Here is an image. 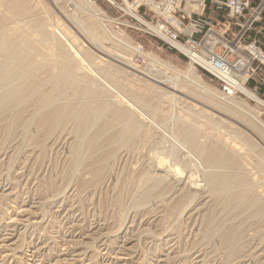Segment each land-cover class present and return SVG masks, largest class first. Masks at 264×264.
Masks as SVG:
<instances>
[{"label": "rangeland", "instance_id": "rangeland-1", "mask_svg": "<svg viewBox=\"0 0 264 264\" xmlns=\"http://www.w3.org/2000/svg\"><path fill=\"white\" fill-rule=\"evenodd\" d=\"M113 1L124 5L123 0ZM258 2L251 0L250 6L254 7ZM86 3L102 9L108 20L91 18L85 11ZM116 3L110 0H25L28 14L9 15L0 1V31L8 34L20 48L31 49L35 67L43 65L40 66L41 73L38 66H33L27 76L25 74L20 79L24 81L30 75L27 79L33 80L34 88L41 83L40 90L27 100V105L22 103L18 109L10 111L1 107V101L5 100L0 99V235L7 237L6 243L13 249V259L2 262L0 257V264H48L57 258L68 264L73 261L75 264H264V214L260 213L264 209V165L262 159H258L264 156V130L250 116L252 112V116L254 114L264 124V106L238 90L229 94L227 83L199 64H194L191 70L218 92V98L197 92L198 89L189 83L191 76L177 82L169 80L172 82L169 83L164 77L147 74V56H155L156 60L168 64L176 72L178 70L182 76L189 70L190 60L169 41L150 32L138 14L137 20ZM208 10L205 20L212 30L210 37L205 34V26L201 33L193 35L191 42H185L186 35L179 39L180 43L194 50L198 45V52L206 56L208 43L222 39L219 35L222 23L232 21L226 13L216 12L210 4ZM40 24L45 28L39 30ZM256 25L261 33L250 30L242 36L240 43L247 45L255 41L264 50V19ZM84 27L94 30L98 37L101 35L102 40L89 34ZM229 30L223 34V39H234L232 32H237L236 27L231 26ZM213 52L230 65L242 60L244 65L231 67L230 74L264 101V63L251 61L245 50L227 52L219 42ZM69 54L78 59L74 60ZM64 57L72 62L71 67L58 64ZM81 66L85 68L83 73L79 70ZM48 75H52V80ZM58 75L61 76L58 78ZM76 86H89L90 94L86 96L90 97L80 93L75 96L73 90ZM46 94H54V99L58 97L56 105L43 106L41 97ZM124 100L132 103L134 108L125 102L120 103ZM79 101L89 104L91 101V105L98 109L89 115L81 128L66 117V111H62L65 103L76 108ZM241 102L248 106L238 104ZM119 105L126 112L117 111L115 107ZM238 105L247 113L235 107ZM135 108L148 116L147 122ZM127 113H132L134 121L144 125L146 130L123 134ZM77 128L87 130L88 134ZM182 128L201 135L205 151L213 150V160H196L181 151L173 153L172 139L184 133ZM83 136L86 137L84 140ZM92 151L98 152L93 156ZM223 157L225 159L220 161ZM161 163L171 164L174 172L179 168L177 171L184 183L174 186L173 175L168 177L165 170H154V165ZM207 168L228 178L226 190L231 197L226 190L211 188L203 181L209 171ZM188 177L203 184L196 199L190 198L182 187ZM245 184L251 186L255 195L259 194L261 201L238 197ZM22 209L25 211L19 212ZM11 218L18 221L10 222ZM33 218L41 219L39 225L27 224ZM2 254L0 252V256ZM116 256L123 259L115 260Z\"/></svg>", "mask_w": 264, "mask_h": 264}, {"label": "bare ground", "instance_id": "bare-ground-1", "mask_svg": "<svg viewBox=\"0 0 264 264\" xmlns=\"http://www.w3.org/2000/svg\"><path fill=\"white\" fill-rule=\"evenodd\" d=\"M3 4H2V8L4 9V10H6L7 12H9V15L10 14H13V15H15V13H17V14H20V13H22L23 15L24 14H28L29 13V8H28V6H27V4H25V0H8V2H7V0H0ZM111 2H114V3H116L115 1H113V0H110ZM123 2H124V5H119L118 3H116V5L117 6H119L120 8H122V9H124V11H127L128 13H130V15H132V16H134L137 20H138V15H136L133 11H132V9H131V7H130V4H129V2L128 1H126V0H123ZM84 3V2H83ZM85 5V4H84ZM86 9H85V11L88 13V14H90L92 17L91 18H93V16L95 17V18H97L98 20H100V19H106L107 17H105V14H103L104 12L103 11H101V10H99V9H95L96 7H92L91 5H89V4H87L86 3ZM83 8H84V6L82 7V10H83ZM34 9V8H33ZM1 10V9H0ZM4 12V11H3ZM1 13V12H0ZM5 13V12H4ZM87 14V15H88ZM12 16V15H11ZM19 16V15H18ZM5 17H7V15L5 16ZM5 17H3V18H5ZM22 17V16H21ZM105 17V18H104ZM11 18V17H10ZM32 18V17H31ZM141 17H139V19H140ZM6 19V18H5ZM4 19V20H5ZM29 19H30V17H29ZM38 19V18H37ZM142 19V18H141ZM140 19V20H141ZM28 20V19H27ZM97 20V21H98ZM107 20H108V18H107ZM26 21V20H25ZM44 21H46V20H44ZM94 21V20H93ZM142 21V20H141ZM38 22V21H37ZM81 22V21H80ZM79 22V23H80ZM99 22H101V21H99ZM44 23V22H43ZM87 23V22H86ZM95 23H97V22H95ZM29 24V23H28ZM45 24V23H44ZM82 24H83V22H82ZM93 23H91V25H92ZM144 26H146L147 27V29L150 31V32H152V33H154L155 35H157V36H159L160 38H162V39H164V40H166V41H169L174 47H176L179 51H181L184 55H186L188 58H189V70L187 71V72H185L184 74H183V76L182 75H180L179 73H178V70H177V72L176 71H174V70H172L169 66H167L166 64H163V63H161V60H160V62L158 61V60H156L154 57H151V56H147L148 57V59H149V63H148V65H149V67H148V71H147V74H150L151 76H155V75H159V76H161V77H164V79L166 80V81H168L169 83L171 82V81H179L181 78H184V77H186V76H191V79H188L189 80V83L191 84V85H193L194 87H196V89H198L197 90V92H199L200 94H206L207 96H213V97H217L218 98V92L215 90V89H213V88H211L210 86H208L205 82H203L202 81V79L198 76V75H195L194 74V72L191 70V68H194L193 67V65L194 64H199L200 66H202V67H204V68H206L208 71H210L211 73H213L214 75H216L217 77H219V78H221L222 80H224L226 83H227V85L229 86L228 87V93L229 94H231V93H233L235 90H238V91H240L242 94H244L247 98H249L250 100H253V101H255V102H257V103H259V104H261V105H263L264 106V101L263 100H261L256 94H254L251 90H249L248 88H246L245 86H244V84H242V82L241 81H239V80H236L231 74H230V72H229V66L227 65V63H225L222 59H220L219 57H216V56H209V57H207L206 55H204V54H202V53H199L198 51H196V50H194V49H191L190 47H188V46H186V45H184V44H182V43H180V42H177V41H173V40H170L168 37H167V35H165L164 33H162V31L160 30V28L158 27V26H155V25H153V24H151V23H149L148 21H146V20H144L143 19V23H142ZM39 25V24H38ZM80 25V24H79ZM89 25V24H88ZM87 25V26H88ZM95 25V24H94ZM94 25H93V27H94ZM81 26V25H80ZM84 26V25H83ZM96 26V25H95ZM97 26H99V25H97ZM16 27V26H15ZM17 28V27H16ZM42 28H45V27H43V26H41V24H40V29L39 30H42ZM81 28V27H80ZM95 28V27H94ZM35 32H36V27H35ZM38 30V29H37ZM44 30V29H43ZM84 30L85 31H87L89 34H91V35H94V36H97V34H96V32H94V30H92L91 28H85L84 27ZM106 30H108V29H106ZM12 31V30H11ZM97 31V30H96ZM102 31V30H101ZM52 32V31H51ZM108 32V31H107ZM10 33V32H9ZM38 35H39V33L38 32H36ZM104 33V32H103ZM36 34V35H37ZM53 34H55L54 32H53ZM99 35H100V33H98ZM102 34V33H101ZM52 35V34H51ZM50 35V36H51ZM46 36V35H45ZM45 36H44V38H45ZM55 36V35H54ZM89 36V35H88ZM38 37V36H37ZM93 37V36H92ZM98 37V36H97ZM100 37H101V35H100ZM100 37H98V38H100ZM51 38V37H50ZM54 38V37H53ZM48 39V38H47ZM55 39V38H54ZM39 40V39H38ZM66 40V39H65ZM100 40H102V37H101V39ZM116 40V39H115ZM24 41H26V40H24ZM55 41V40H54ZM39 42V41H38ZM94 43V42H93ZM18 44V43H17ZM55 44V43H54ZM56 45H58V44H56ZM127 46V45H126ZM120 47V46H119ZM131 48V47H130ZM33 49H36V48H33ZM31 50V49H30ZM29 49H23V48H20L18 45H16L15 43H14V41L11 39V38H9L8 37V34H6L5 32H3V31H0V87H1V91L0 92H2L1 93V95H0V99L2 100V99H4L5 101H1V103H2V105H4V107L1 105V107L3 108V109H10V111L12 110L13 111V109H18V106L19 105H21L22 103L24 104V103H26L27 102V100H29L32 96H34L35 97V94L40 90L39 88H38V86H40L39 84H41V83H39L35 88L32 86V82H33V80L32 81H30V80H28L27 78L30 76H28V77H26V78H24V81H22V80H20L21 78H23L24 77V75L34 66L33 64H34V60H33V57H32V53H31V51H30ZM132 50H133V48H132ZM62 51V50H61ZM60 51V52H61ZM134 51H136V49H134ZM68 54V53H67ZM74 54V53H73ZM73 54H69V55H71V57H73L74 58V60H77L78 58H76V56L75 55H73ZM151 54V53H150ZM68 56V55H67ZM51 57V56H50ZM126 57V56H125ZM45 58V57H44ZM65 59H63V58H61L60 59V62H58V64H60V65H63L64 67H71V63H70V61L66 58V57H64ZM82 58V57H81ZM125 59V58H124ZM128 59H129V57H128ZM71 60V59H70ZM35 61H36V59H35ZM59 61V60H58ZM41 62V61H40ZM40 62H38V63H40ZM56 64V63H55ZM78 64V63H77ZM79 64H80V62H79ZM86 64V63H85ZM40 65V64H39ZM81 65V64H80ZM37 66H38V64H37ZM36 66V67H37ZM40 66H43V65H40ZM40 66H38L39 67V69H40ZM35 66H34V68H36ZM56 67V66H55ZM106 67V66H105ZM172 67V66H171ZM241 67V64H239L238 65V68H240ZM33 68V69H34ZM78 68V67H77ZM38 69V70H39ZM81 69V71H80V73L82 72V70H84V69H82V66L81 67H79V70ZM88 69V68H87ZM135 69V68H134ZM62 70H63V67H62ZM66 70V69H65ZM75 70V69H74ZM102 70H104V69H102ZM32 71H34V70H32ZM50 71V70H49ZM53 71H54V69H53ZM52 71V72H53ZM59 71V70H58ZM76 71V70H75ZM85 71V70H84ZM42 72H43V69H42ZM60 72H62L61 71V69H60ZM88 72V71H87ZM93 72V71H92ZM35 73V72H34ZM40 73H41V69H40ZM57 73V72H56ZM56 73H54V74H56ZM64 73V72H63ZM66 73H69V72H66ZM73 73H75L74 71H73ZM72 73V74H73ZM76 73H77V71H76ZM83 73V72H82ZM32 74V73H31ZM44 74V73H43ZM47 74V73H46ZM41 75V74H40ZM62 75V74H61ZM61 75H58V78H59V76H61ZM74 76L76 75V74H73ZM83 75V74H82ZM25 76H27V74L25 75ZM45 76V75H44ZM52 76V75H51ZM51 76H49L48 75V77H50L51 78V80H52V77ZM79 76V75H78ZM136 76V75H135ZM47 77V76H46ZM47 77V78H48ZM56 77V76H55ZM54 77V78H55ZM79 77H81V76H79ZM31 78V77H30ZM44 78V77H43ZM64 78V77H63ZM78 78V77H77ZM49 79V78H48ZM56 79V78H55ZM68 79V78H67ZM185 79V78H184ZM45 80H47L46 78H45ZM58 80V79H57ZM65 80V79H64ZM63 80V81H64ZM71 80V79H70ZM73 80V79H72ZM71 80V81H72ZM78 80H79V78H78ZM169 80H171V81H169ZM20 81H22V82H20ZM48 81V80H47ZM59 81V80H58ZM87 81V80H86ZM101 81V80H100ZM183 81V80H182ZM17 82H20V83H17ZM37 82V81H36ZM46 82V81H45ZM49 82V81H48ZM82 82H85V81H82ZM82 82H80V83H82ZM15 83H17V84H15ZM34 83V82H33ZM56 83H57V81H56ZM60 83H61V81H60ZM67 83H68V81H67ZM70 83V82H69ZM80 83H79V85H80ZM87 83H89V82H87ZM148 83V82H147ZM167 83V82H166ZM172 83V82H171ZM182 83V82H181ZM15 84V85H14ZM74 84H75V82H74ZM77 84V83H76ZM90 84H92V83H90ZM59 86H60V84H58ZM69 85V84H68ZM148 85V84H147ZM43 86V85H42ZM78 86V85H77ZM76 86V87H77ZM81 87L83 86V85H80ZM91 86V85H90ZM157 86V85H156ZM44 87V86H43ZM56 87H57V85H56ZM67 88H68V86H66ZM70 87V86H69ZM73 87V86H72ZM75 87V86H74ZM110 87V86H109ZM150 87V86H149ZM153 87V85L150 87V88H152ZM45 88V87H44ZM65 88V87H64ZM66 88V89H67ZM157 88V87H156ZM155 88V89H156ZM160 88V87H159ZM58 88H56V90H57ZM90 88H89V86L88 87H84V88H80V87H77V88H75V90H73L75 93V96L76 95H78L79 93H80V95L81 94H83V95H85L84 97H90V96H86V94H90V90H89ZM53 90H54V88H53ZM91 90H93V89H91ZM46 91H48V89L46 90ZM191 91V90H190ZM49 92V91H48ZM67 92V91H66ZM45 93H47V92H45ZM94 93V92H93ZM62 94V93H61ZM73 94V93H72ZM73 94V95H74ZM193 94H195L194 92H193ZM197 95H199V94H197ZM219 95H220V93H219ZM60 96V95H59ZM64 96V95H63ZM93 96V95H92ZM40 97V96H39ZM198 97V96H197ZM55 97H54V94L53 95H51V94H46V95H42V97H41V103L43 104V106H54V105H56V99L58 98H56V99H54ZM64 98H65V96H64ZM71 98H74V96L73 97H71ZM83 98V97H82ZM200 98H202V96L200 97ZM68 99H70V98H68ZM207 99V98H206ZM35 100H36V98H35ZM202 100V99H201ZM209 100H210V98H209ZM31 101H32V99H31ZM39 101V100H38ZM78 101V100H77ZM84 101V100H83ZM80 102V104L78 105V106H76V108L74 107L75 105H72V104H70V103H68V104H66L65 103V106L62 108L63 110L62 111H66V113L65 114H67V116L66 117H68V118H70L72 121H74L75 122V126H77L78 128L80 127L81 128V126H83L84 124V122L87 120V118L89 117V115H91L94 111H96V110H98L97 109V107L96 106H93V105H91V101H90V104H89V102ZM88 101V100H87ZM103 101V100H102ZM119 101V100H118ZM204 101V100H203ZM4 102V103H3ZM122 102H125L126 103V105L127 106H129V107H131V108H134L133 107V105H132V103H130L128 100H124V101H120V103H122ZM213 102V101H212ZM211 102V103H212ZM216 102V101H215ZM33 103V102H32ZM73 103V102H72ZM98 103V102H97ZM22 104V105H23ZM35 104V103H34ZM38 104V103H37ZM37 104H35V105H37ZM233 104H235V102L233 103ZM238 104H242V106L243 107H245L246 108V106H248L247 105V103L245 104V103H238ZM21 105V106H22ZM26 105H27V103H26ZM29 105V104H28ZM33 105V104H32ZM31 104H30V106H32ZM102 105H104L105 106V104H102ZM29 106V107H30ZM63 106V105H62ZM68 106H70L71 108L68 110L67 109V107ZM107 106V105H106ZM217 106V105H216ZM224 106V105H223ZM222 106V107H223ZM234 106V105H233ZM242 106H240V105H238V106H235L236 108H238L241 112H243V113H247L245 110H243V108H242ZM17 107V108H16ZM58 108H59V106H57ZM74 107V108H73ZM99 107H101V106H99ZM220 107V106H219ZM23 108V107H22ZM21 108V109H22ZM31 108V107H30ZM33 108H36V106L35 107H32V109ZM43 109L45 108V107H42ZM46 108H48V107H46ZM101 108H103V107H101ZM109 108V107H108ZM113 108V107H112ZM1 109V108H0ZM24 109V108H23ZM27 109V108H26ZM25 109V110H26ZM42 109V110H43ZM60 109V108H59ZM104 109V108H103ZM115 109L117 110V111H120V112H126L124 109H122L121 108V106L119 105L118 107H115ZM231 109V108H230ZM249 109V108H248ZM44 110H46V109H44ZM61 110V109H60ZM68 110V111H67ZM101 110V109H100ZM108 110V109H107ZM112 110V109H111ZM135 110L142 116L143 115V120H145V122H147L148 120V116L146 117L145 116V114H143L141 111H139V110H137L136 108H135ZM247 110V109H246ZM252 110V109H251ZM33 111V110H32ZM59 111V110H58ZM104 111V110H103ZM227 111H229L228 109H227ZM231 111V110H230ZM253 111V110H252ZM4 112V111H3ZM6 112V111H5ZM55 112V111H54ZM114 112V111H113ZM116 112V111H115ZM134 112V111H133ZM235 112V111H234ZM256 112V111H255ZM1 114H2V112H0ZM11 113V112H10ZM17 113H19L18 111H17ZM41 113V112H40ZM43 113V112H42ZM58 113V112H57ZM63 113V114H64ZM95 113V112H94ZM137 113V114H138ZM13 114V113H12ZM44 114V113H43ZM43 114H42V116H43ZM195 114V113H194ZM240 114H242V113H240ZM249 114V113H248ZM15 113H14V117H15ZM20 115V114H19ZM22 116V115H21ZM28 116V115H27ZM39 116V115H38ZM61 116H63V115H61ZM93 116V115H92ZM134 115L132 114V113H127L126 114V120H127V125H126V127H125V129H122V130H124V132H122V131H120V132H122L123 134H125L126 135V132L127 131H130V132H135L136 133V131L137 132H140V131H142V130H146V127L144 126V125H142V124H140V123H138V122H136V121H134V117H133ZM145 116V117H144ZM212 116V115H211ZM224 116H226V115H224ZM240 115H238L237 117H239ZM242 116V115H241ZM250 116H251V118L254 120V121H256L257 122V124H259V125H261V127L263 128V130H264V124L263 123H261L259 120V118L257 117V116H254V114H253V116H252V112H251V114H250ZM14 117H13V119H14ZM18 117V116H17ZM29 117V116H28ZM45 117V116H44ZM97 117V116H96ZM96 117H95V119H96ZM195 117H197L198 118V116H195ZM200 117V116H199ZM260 117V116H259ZM36 118H37V114H36ZM43 118V117H42ZM56 118H58V117H56ZM92 118V117H91ZM227 118V117H226ZM234 118H235V115H234ZM241 118V117H240ZM243 118H245V117H243ZM2 119V118H1ZM45 119V118H44ZM70 119H68V120H70ZM94 119V118H93ZM209 119V118H208ZM259 119V120H258ZM16 120V119H15ZM57 120V119H56ZM56 120H55V122H56ZM59 120V119H58ZM57 120V121H58ZM90 120V119H89ZM140 120H141V117H140ZM142 120V121H143ZM147 120V121H146ZM151 120V119H150ZM149 120V121H150ZM235 120V119H234ZM244 120V119H243ZM248 120V119H247ZM14 121V120H13ZM30 121V120H29ZM37 121V120H36ZM38 121H40V120H38ZM66 121V120H65ZM91 121V120H90ZM206 121H208V120H206ZM238 121V120H237ZM11 122V121H10ZM46 122V121H45ZM44 122V123H45ZM60 122V121H59ZM74 122H73V124H74ZM92 122V121H91ZM90 122V123H91ZM215 122V121H214ZM222 122H224V121H222ZM245 122V121H244ZM249 122H252L251 120H249ZM249 122H246V123H249ZM69 123H71V121L69 122ZM98 123V122H97ZM101 123V122H100ZM192 123V122H191ZM238 123H239V121H238ZM237 123V124H238ZM245 123V124H246ZM12 124H13V122H12ZM11 124V125H12ZM43 124V123H42ZM52 124H53V122H52ZM51 124V125H52ZM58 124V123H57ZM103 124V123H102ZM183 124V123H182ZM207 124V123H206ZM241 124V123H240ZM252 124H254V123H252ZM2 125V124H1ZM18 125V124H17ZM16 125V126H17ZM20 125V124H19ZM40 125H41V123H40ZM59 125H60V123H59ZM90 125V124H89ZM89 125H88V127H89ZM92 125H93V123H92ZM91 125V126H92ZM190 125V124H189ZM189 125H185V126H189ZM193 125V124H192ZM214 126H216L215 125V123L213 124ZM212 125V126H213ZM239 125V124H238ZM45 126V125H44ZM47 126V125H46ZM62 126V125H61ZM74 126V127H75ZM90 126V127H91ZM100 126V125H99ZM125 126V125H124ZM208 126V125H207ZM250 126V125H249ZM38 127V126H37ZM52 127V126H51ZM71 127V126H70ZM73 127V128H74ZM86 127V126H85ZM87 127V128H88ZM190 127V126H189ZM216 127H218V124H217V126ZM221 127H222V125H221ZM235 127H236V125H235ZM43 128V127H42ZM45 128V127H44ZM59 128V127H58ZM77 128V129H78ZM97 128V127H96ZM184 128V127H183ZM183 128H182V131H183ZM191 128V127H190ZM238 128V127H237ZM237 128H235L236 130H237ZM40 129V128H39ZM49 129H51L52 130V128H49ZM75 129V128H74ZM100 129V128H99ZM98 129V130H99ZM120 129V128H119ZM185 129V128H184ZM194 129V128H193ZM232 129V128H231ZM239 129V128H238ZM254 129V128H253ZM55 130V129H54ZM76 130V129H75ZM79 130V129H78ZM84 130V129H83ZM83 130H79V132L80 131H82L83 132ZM90 131H91V129H89ZM97 130V131H98ZM106 130V129H105ZM195 130V129H194ZM220 130V129H219ZM72 131H74V130H72ZM87 132V130H84V132ZM89 131V132H90ZM93 131H95V130H93ZM242 131V130H241ZM71 132V131H70ZM79 132H78V134H79ZM85 132V133H86ZM92 132V131H91ZM112 132V131H111ZM111 132H109L108 131V134L109 133H111ZM184 133L183 134H179L180 136H179V138L177 137V139H175L174 137V139H172V140H174V143L171 145L172 146V150L173 151H175V152H173V153H176L177 151H181V152H185L186 154H187V156L189 155V156H192L193 158H195L196 160H199L200 158H203L205 161H211V160H213V150H209V151H205V147L203 148V144H201V142H202V137H201V135H199L198 133H196L195 131H191V130H189V128H187L186 130H184L183 131ZM203 132V131H202ZM211 132H212V130H211ZM240 132V131H239ZM76 133H77V131H76ZM76 133H75V136H76ZM84 133V134H85ZM94 133V132H93ZM103 133H104V131H103ZM106 133V132H105ZM118 133V132H117ZM165 133V132H164ZM200 133V132H199ZM244 133H246L247 134V132L245 131ZM251 133V132H250ZM30 134V133H29ZM81 134V133H80ZM88 133H86L85 135H87ZM91 134V133H90ZM89 134V135H90ZM100 134H101V132H100ZM111 134H113V133H111ZM121 134V133H120ZM28 135V134H27ZM82 135V134H81ZM80 135V136H81ZM88 135V136H89ZM97 135H99V134H97ZM104 135V134H103ZM105 135H107V134H105ZM115 135V134H114ZM212 135V134H211ZM230 135V134H229ZM234 135V134H233ZM249 135V134H248ZM53 136V135H52ZM91 136H92V134H91ZM118 136V135H117ZM136 136H137V134H136ZM51 137V136H50ZM99 137V136H98ZM112 137V136H111ZM121 137V136H120ZM209 137V136H208ZM212 137V136H211ZM210 137V138H211ZM234 137V136H233ZM249 137H250V135H249ZM82 137H80V139H81ZM86 138V137H85ZM84 138V136H83V140L85 139ZM88 138V137H87ZM90 138H92V137H90ZM93 138H95V136H93ZM90 139V140H93L94 141V139ZM133 138V137H132ZM251 138V137H250ZM11 139V138H10ZM14 139V138H13ZM76 139H79L78 137H76ZM79 139V140H80ZM99 139V138H98ZM101 139V138H100ZM137 139V138H136ZM234 139H235V137H234ZM238 139H239V137H238ZM113 140H115L114 138H113ZM118 140V139H117ZM116 140V141H117ZM237 140V139H236ZM64 141V140H63ZM87 141V140H86ZM120 141H122V140H120ZM119 141V142H120ZM206 141V140H205ZM214 141V140H213ZM221 141V140H220ZM81 142H83L82 140H81ZM92 142V141H91ZM128 142H130V141H128ZM173 142V141H172ZM244 142V141H243ZM243 142H242V144H243ZM97 143V142H96ZM95 142L93 143V144H96ZM219 143V142H218ZM241 143V142H240ZM3 144V143H2ZM78 144H79V142H78ZM81 144V143H80ZM83 144V143H82ZM91 145H92V143H90ZM117 144L119 145V143H118V141H117ZM128 143H123V145H127ZM204 144H205V142H204ZM78 146V145H77ZM93 146V145H92ZM192 147L193 148V150H191L190 149V147ZM244 146V145H243ZM245 146H247V145H245ZM249 146V145H248ZM24 148V147H23ZM48 148V147H47ZM249 148V147H248ZM252 148V147H251ZM254 148V147H253ZM257 148V147H256ZM77 149V148H76ZM83 149V148H82ZM98 148H96V150H97ZM102 149V148H101ZM171 149V148H170ZM220 149V148H219ZM80 150V149H79ZM112 150V149H111ZM125 150V149H124ZM137 150V149H136ZM167 150V149H166ZM228 150V149H227ZM251 150H253V149H251ZM255 150V149H254ZM77 151H78V149H77ZM77 151H75V152H77ZM82 151V150H81ZM84 151V150H83ZM100 151V150H99ZM109 151V150H108ZM115 151H116V149H115ZM127 151V150H126ZM133 151H134V149H133ZM235 151H238V149L237 150H235ZM74 152V151H73ZM87 152H91V151H87ZM86 152V153H87ZM95 152H98V151H95ZM95 152H93L92 151V155L95 153ZM106 152V151H105ZM128 152V151H127ZM262 152H264V151H262ZM28 153V152H27ZM251 153V152H250ZM253 153V152H252ZM255 153V152H254ZM77 154H78V152H77ZM87 154H89V153H87ZM96 154V153H95ZM94 154V155H95ZM100 154V153H99ZM107 154V153H106ZM109 154H111V152L109 153ZM128 154V153H127ZM72 155V154H71ZM74 155H75V153H74ZM73 155V156H74ZM78 155H80V153L78 154ZM93 155V156H94ZM115 155V154H114ZM113 155V156H114ZM81 156V155H80ZM86 156H88V155H85V157ZM89 156H90V154H89ZM99 156V155H98ZM97 156V157H98ZM112 155H110V157H111ZM112 156V157H113ZM237 156V155H236ZM258 156V155H257ZM256 156V157H257ZM19 157V156H18ZM81 157H83L84 158V156H81ZM260 157V156H259ZM75 158V157H74ZM88 159L90 158V157H87ZM86 158V159H87ZM96 158V157H95ZM114 158V157H113ZM170 158V157H169ZM227 158V157H226ZM258 158V157H257ZM257 158H256V160H257ZM86 159H84V160H86ZM97 159V158H96ZM103 159V158H102ZM105 159H107V158H105ZM157 159V158H156ZM155 159V160H156ZM223 159H225V157H223V158H221V159H219L220 161L221 160H223ZM259 160L260 159H262L261 161H262V163H263V165H264V156L263 157H261V158H258ZM14 160V159H13ZM81 160V159H80ZM83 160V159H82ZM153 160V159H152ZM164 160H166L165 158H164ZM163 160V161H164ZM241 160V159H240ZM88 161V160H87ZM90 161V160H89ZM115 161V160H114ZM154 161V160H153ZM228 162L229 161H231V160H227ZM92 162V161H91ZM165 162V161H164ZM184 162V161H183ZM214 162V161H213ZM212 162V163H213ZM219 162V161H218ZM10 163V162H9ZM78 163V162H77ZM85 163V162H84ZM176 163V162H175ZM199 163V165H200V162H198ZM220 163V162H219ZM250 163V162H249ZM82 164V163H81ZM81 164H80V166H81ZM100 164H105V163H100ZM215 164V163H214ZM214 164H212V165H214ZM245 164V163H244ZM256 164H257V162H256ZM47 165V164H46ZM82 165H84V164H82ZM106 165V164H105ZM229 165V164H228ZM246 165H247V163H246ZM258 165V164H257ZM261 164H259V166H260ZM78 166V165H77ZM99 166V165H98ZM211 166V165H210ZM220 166V165H219ZM93 167V166H92ZM152 167V166H151ZM154 170H157V171H162V170H165V172L167 173V175H168V177L170 176H172L173 175V179H174V181H175V183H176V185H174V186H177L178 187V185L180 186V184H182V178H180V175H179V173H178V169L176 170V172H174L173 170H172V165L170 164L169 166L168 165H166V164H155L154 165ZM207 167V166H206ZM213 167V166H212ZM256 167V166H255ZM10 168V167H9ZM62 168H63V166H62ZM78 168V167H77ZM84 168V167H83ZM174 168V167H173ZM196 168V167H195ZM251 168V167H250ZM88 169V168H87ZM90 169V168H89ZM207 169H209V168H207ZM217 169V168H216ZM222 169H223V167H222ZM221 169V170H222ZM246 169V168H245ZM256 169H258V168H256ZM260 169V168H259ZM87 171H89V170H87ZM207 171V170H206ZM223 171H224V169H223ZM233 171V170H232ZM238 172H239V170H237ZM242 171V170H241ZM252 171V170H251ZM259 171V170H258ZM77 172V171H76ZM81 172H82V170H81ZM94 173H95V171H93ZM230 172V171H229ZM235 172V171H234ZM246 172V171H245ZM249 172V171H248ZM247 172V173H248ZM260 172V171H259ZM192 173V172H191ZM81 174V173H80ZM174 174H175V176H174ZM243 174V173H242ZM84 175V174H83ZM157 176H160V174H156ZM166 175V174H165ZM178 175H179V177H178ZM192 175V174H191ZM224 175H226V174H224ZM80 176V175H79ZM204 176V175H203ZM251 176V175H250ZM151 177V176H150ZM242 177V176H241ZM248 177V176H247ZM65 178V177H64ZM166 178V177H165ZM232 178V177H231ZM236 178V177H235ZM249 178V177H248ZM83 180V179H82ZM152 181V180H151ZM203 181H205V183L207 182L210 186H211V188H214V189H220V190H226L227 189V185H228V178H224L222 175H220V174H218V173H215L214 171H211L210 169H209V171L207 172V173H205V177H204V180ZM243 181V180H242ZM246 182V181H245ZM33 183V182H32ZM184 183V182H183ZM203 183V182H202ZM241 184H242V182H241ZM253 184V183H252ZM203 185V184H202ZM200 183H198V182H196V181H193L192 179H189V177H188V181H186L185 182V184H183V188H184V191H187V193L189 194V196H190V198H195V196L198 194V190H200L201 191V188H203V187H200V186H202ZM242 185H244V184H242ZM205 187V186H204ZM233 187V186H232ZM56 188H57V186H56ZM63 188V187H62ZM78 188V187H77ZM80 190V189H79ZM205 190V189H204ZM204 190L202 191V192H204ZM255 190V189H254ZM233 191V190H232ZM231 191V192H232ZM242 191L243 192H239L240 194H238V197L240 198V199H245L246 197H252V198H256V200H257V202L261 199L257 194L255 195V193L253 192V190H252V188H251V186H249V185H246L245 184V186L242 188ZM226 192H227V190H226ZM36 193V192H35ZM228 193V192H227ZM257 193V192H256ZM59 195V194H58ZM100 195V194H99ZM228 195H229V193H228ZM225 196V195H224ZM232 196V195H231ZM230 195H229V197H231ZM264 196V195H263ZM228 197V198H229ZM237 197V198H238ZM97 199V198H96ZM196 199V198H195ZM224 199V198H223ZM236 199V198H235ZM234 199V200H235ZM190 200V199H189ZM246 200V199H245ZM252 201H255L254 199H251ZM229 201V200H228ZM261 201V200H260ZM34 202V201H33ZM224 202H226V201H224ZM264 202V201H263ZM83 203V202H82ZM236 203V202H235ZM230 204V203H229ZM225 205V204H224ZM238 204H236L235 206H237ZM255 205V204H254ZM262 205V204H261ZM251 206H253V204L251 205ZM78 207V206H77ZM248 207H249V205H248ZM234 209V208H233ZM264 209H262V212L260 211V213H263L264 214V211H263ZM25 210L24 209H22V210H20L19 212H24ZM222 211H223V209H222ZM231 211V210H230ZM18 212V213H19ZM17 213V212H16ZM20 214V213H19ZM253 214H254V212H253ZM180 215V214H179ZM258 215V214H257ZM260 216V215H259ZM16 218V217H15ZM13 219V218H11L10 219V222H17L16 221V219ZM34 220L33 221H30L29 223H27V224H30V225H39V223L41 222V219H36V218H33ZM28 220H32L31 218H29ZM123 221V220H122ZM235 221V220H234ZM125 222V221H124ZM137 223V222H136ZM222 223V222H221ZM105 224V223H104ZM124 224V223H123ZM230 224V223H229ZM129 225V224H128ZM215 225V224H214ZM11 226V225H10ZM26 226V225H25ZM123 226V225H122ZM236 227V226H235ZM148 228V227H147ZM190 228V227H189ZM19 230V229H18ZM54 233V232H53ZM113 233H115V232H113ZM165 233V232H164ZM149 234V233H148ZM101 235H104V234H101ZM52 236V235H51ZM109 236V235H108ZM156 236V235H155ZM81 237V236H80ZM127 237V236H126ZM78 240V239H77ZM6 241H8V239H7V237H5L3 234L2 235H0V252L1 253H3L0 257H1V259H2V262H4L3 260H8V261H11L12 259H13V257H12V255H13V249L11 248V246H10V244H8V243H6ZM127 241V240H126ZM208 245V244H207ZM34 248V247H33ZM65 248V247H64ZM63 248V249H64ZM67 248V247H66ZM65 248V249H66ZM38 249V248H37ZM68 249V248H67ZM66 249V250H67ZM21 250V249H20ZM67 252V251H66ZM254 252V251H253ZM43 254V253H42ZM29 255V254H28ZM34 255H35V252H34ZM36 256V255H35ZM34 257V256H33ZM37 257V256H36ZM56 257V256H55ZM128 258V257H127ZM29 259V258H28ZM31 259V258H30ZM33 259V258H32ZM68 259V258H67ZM80 259V258H79ZM115 260H121V259H123L121 256H116L115 258H114ZM231 259V258H230ZM34 260H36V259H34ZM5 261V262H6ZM38 263H41V262H38ZM72 263V262H71ZM76 263V262H75ZM74 263V261H73V263L72 264H75ZM113 263V262H112ZM8 264H11V263H8ZM28 264H34V262H30V263H28ZM48 264H68V262L67 261H64L62 258H57V260L56 261H54V263H48Z\"/></svg>", "mask_w": 264, "mask_h": 264}, {"label": "built area", "instance_id": "built-area-1", "mask_svg": "<svg viewBox=\"0 0 264 264\" xmlns=\"http://www.w3.org/2000/svg\"><path fill=\"white\" fill-rule=\"evenodd\" d=\"M131 9L142 19L158 26L162 33L167 35L170 40L180 42V36L186 35V43L191 42L195 33H201L206 26L205 34L210 37L212 31L208 28L205 20L204 11L210 4L216 12L226 13L230 22L222 23V30L219 32L221 40H213L208 43L207 57L216 56L222 59L230 67H237L243 61L238 59L234 65H230L223 57L214 54L213 48L216 43H220L227 52H239L245 50L251 61L264 63V50L255 41L243 45L240 43L242 36L250 30L261 29L257 27V22L264 19V0H259L254 7L250 6L251 0H126ZM235 26L237 32L233 33V40L223 39V34L230 31V27ZM195 45V44H194ZM192 47V46H191ZM195 47V46H194ZM193 47V48H194ZM198 47V45H197ZM195 47V50H197Z\"/></svg>", "mask_w": 264, "mask_h": 264}, {"label": "crops", "instance_id": "crops-1", "mask_svg": "<svg viewBox=\"0 0 264 264\" xmlns=\"http://www.w3.org/2000/svg\"><path fill=\"white\" fill-rule=\"evenodd\" d=\"M208 11H209V10H208V8H207V9L204 11V14H207V13H208Z\"/></svg>", "mask_w": 264, "mask_h": 264}]
</instances>
